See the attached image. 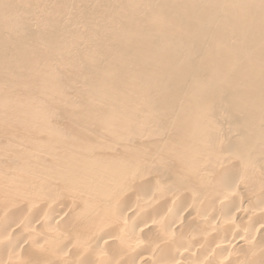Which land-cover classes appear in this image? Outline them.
<instances>
[{
    "label": "bare ground",
    "instance_id": "obj_1",
    "mask_svg": "<svg viewBox=\"0 0 264 264\" xmlns=\"http://www.w3.org/2000/svg\"><path fill=\"white\" fill-rule=\"evenodd\" d=\"M0 264H264V0H0Z\"/></svg>",
    "mask_w": 264,
    "mask_h": 264
}]
</instances>
